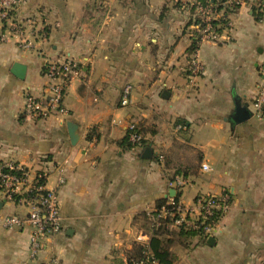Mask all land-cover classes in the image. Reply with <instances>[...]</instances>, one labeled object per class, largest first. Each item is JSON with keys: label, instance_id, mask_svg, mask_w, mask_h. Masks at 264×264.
<instances>
[{"label": "crops", "instance_id": "obj_1", "mask_svg": "<svg viewBox=\"0 0 264 264\" xmlns=\"http://www.w3.org/2000/svg\"><path fill=\"white\" fill-rule=\"evenodd\" d=\"M255 1L227 15L232 27L224 38L201 44L204 69L195 85L189 52L197 30L185 0H22L16 18L45 26L32 51L20 49L0 21V160L48 170L47 187L66 164L61 231L36 264L51 255L60 264H127L143 243L137 238L148 234L146 211L175 195L169 182L178 172L189 180L181 198L227 191L231 205L206 239L164 235L173 264H264V109L252 107L264 17ZM65 57L82 65L63 97L68 114L63 121L26 118L25 91L40 94L45 61ZM15 62L25 65L24 78L13 74ZM126 85L131 101L122 106ZM69 122L77 126L75 143ZM129 122L143 143L122 142ZM147 147L151 158L142 156ZM22 211L0 200L1 213ZM30 232L0 227V264L28 258Z\"/></svg>", "mask_w": 264, "mask_h": 264}, {"label": "built area", "instance_id": "obj_2", "mask_svg": "<svg viewBox=\"0 0 264 264\" xmlns=\"http://www.w3.org/2000/svg\"><path fill=\"white\" fill-rule=\"evenodd\" d=\"M22 0H0V21L3 29L16 38L20 49L32 51L37 48L43 36L45 26L33 19L26 21L16 18V9ZM227 5L245 3L244 0H227ZM262 15L264 17V0ZM195 17L200 22L194 23L197 35L192 42L194 46L189 52L190 84L195 85V79L203 73L204 65L200 57V46L206 41L218 42L225 36V31L231 29L227 18L220 21L222 12L215 9L209 0L199 3ZM220 29V30H219ZM5 40V32L0 35ZM191 42V43H192ZM43 76L47 78L40 94L29 90L24 93L23 115L30 120H46L54 118L63 121L68 110L63 104V97L69 83L79 79L82 74L81 63L72 57L46 60L43 65ZM131 86L126 85L120 93V105L126 106L131 101ZM255 113L264 109V61L259 67V83L252 100ZM127 137L131 144H140L142 134L135 122L127 125ZM162 158V156H160ZM65 165L56 166L57 179L54 187H47L48 170H31L28 166L10 160H0V200L19 205L22 212L1 213L0 227L5 229L31 228L28 246V258L18 264H36L41 251L46 248V242L61 231V215L59 188L65 183ZM202 172L210 171L207 164L202 163ZM170 185L177 191L168 195L163 202L145 213L148 224V234L143 233L137 240L146 246L153 230L166 227L177 231H190L202 237L213 235L221 217L229 210L231 196L227 191L220 193H200L186 201L178 194L189 185V180L182 175H174ZM141 259H131L128 264H158L148 251ZM46 264H60L56 255H51Z\"/></svg>", "mask_w": 264, "mask_h": 264}, {"label": "trees", "instance_id": "obj_3", "mask_svg": "<svg viewBox=\"0 0 264 264\" xmlns=\"http://www.w3.org/2000/svg\"><path fill=\"white\" fill-rule=\"evenodd\" d=\"M199 1L203 2L206 0H199ZM209 1L212 3V5L215 7L216 10L222 12L223 17L220 18L218 22H220L221 20L225 21L223 18H225L229 13L234 12L237 9V7H239L238 5H227L225 3L227 0H209ZM262 1L263 0L258 1V8H260L259 5L261 4ZM244 2H247V0H244ZM258 17L260 19L263 18L262 12L258 13ZM191 21L194 24V23L200 22V19L195 17L194 20H191ZM193 46H194V42L191 43L190 49ZM122 142H126L128 146L134 145L128 141L127 132L124 138L122 139ZM143 142L144 140L142 138L141 143ZM177 175H182L186 177L184 173H180V172H178ZM171 233H177V234H183V235H197L196 233L190 232V231H181V230L177 231L174 229H168L166 227H159L158 229L153 230L146 246L138 245L135 247L132 254L128 256L127 264L130 262L131 259L143 258L145 256L144 252L146 251H148L149 256L152 257L158 264H173V255L171 254L169 250L170 242L169 240L164 238V235H168ZM203 238L206 239L205 237Z\"/></svg>", "mask_w": 264, "mask_h": 264}, {"label": "water", "instance_id": "obj_4", "mask_svg": "<svg viewBox=\"0 0 264 264\" xmlns=\"http://www.w3.org/2000/svg\"><path fill=\"white\" fill-rule=\"evenodd\" d=\"M25 69H26L25 65L24 64H21L19 62H15L13 64V66H12V72H13V74H15L19 78H24ZM67 126H68L70 140H71L72 143H75L76 142V137H77L75 131H76L77 126L73 122L67 123ZM152 155H153V150L150 147H147L144 150L143 154H142V156L144 158H151ZM174 193H175V191H174ZM172 194L173 193H170V195H172ZM210 239L211 238H209V240Z\"/></svg>", "mask_w": 264, "mask_h": 264}, {"label": "rangeland", "instance_id": "obj_5", "mask_svg": "<svg viewBox=\"0 0 264 264\" xmlns=\"http://www.w3.org/2000/svg\"><path fill=\"white\" fill-rule=\"evenodd\" d=\"M251 1H255V0H251ZM257 1V2H256ZM255 2V4L257 5L258 4V1L259 0H256ZM185 2H189L190 4L188 5V7H185L186 9H188V11H190L189 12V17L191 18V20H193L194 18H195V16H197V15H195L196 13H197V9H198V5H199V3H202L201 1H199V0H195V1H189V0H185ZM194 9V10H193ZM192 10V11H191ZM199 12V11H198ZM141 144V143H140ZM136 145H139V144H136ZM193 193V192H192ZM149 231V230H148Z\"/></svg>", "mask_w": 264, "mask_h": 264}]
</instances>
